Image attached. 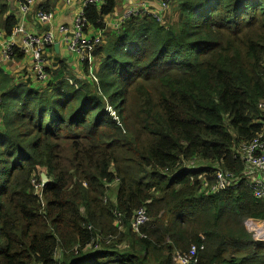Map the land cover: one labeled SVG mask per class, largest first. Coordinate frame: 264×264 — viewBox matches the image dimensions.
<instances>
[{
  "label": "trees",
  "instance_id": "obj_1",
  "mask_svg": "<svg viewBox=\"0 0 264 264\" xmlns=\"http://www.w3.org/2000/svg\"><path fill=\"white\" fill-rule=\"evenodd\" d=\"M115 5L84 7L97 81L65 60L47 82L0 77V264H174L192 245L195 264H264L246 229L264 196L200 189L214 167L243 175L235 149L264 134V0H172L163 23L110 29Z\"/></svg>",
  "mask_w": 264,
  "mask_h": 264
},
{
  "label": "built area",
  "instance_id": "obj_2",
  "mask_svg": "<svg viewBox=\"0 0 264 264\" xmlns=\"http://www.w3.org/2000/svg\"><path fill=\"white\" fill-rule=\"evenodd\" d=\"M18 1V5L22 12L33 11L35 19L42 25L47 26L53 20V13L36 9L35 0H14ZM172 0H161V9L164 12ZM101 4V0H84L82 5L77 9L73 22L70 26L60 25L58 32L61 34L60 40L66 49L78 56V59L87 64L89 75L94 81H97L94 72L95 57L93 51L98 38L92 41L84 40V32L87 27V17L84 13L86 5ZM133 12V10H130ZM143 13L151 15L157 22H163V14L151 12L147 9ZM56 43L52 30H44L39 34L28 32L23 24H17L12 28L11 34L7 39L0 42L2 55L5 59L14 58V51L18 53L28 54L31 58V69L34 73L35 80L38 82L47 81V58L46 50ZM70 83L71 80L67 78ZM259 106L264 111V98L260 100ZM109 110V109H108ZM111 115H114L111 109ZM116 119V118H115ZM235 156H239L244 164V173L238 178L234 173L223 170L220 167H214L209 177L206 173L200 176V189L205 193H216L228 188H236L239 181L245 180L251 189L253 195L257 198L264 196V134H257L250 142L241 143L234 152ZM148 221L146 210L142 207L138 208L132 219V229L139 232L140 228ZM247 231L255 240L264 241V219L250 220L246 223ZM203 246H190L186 252L177 251L173 255L174 264H195L196 254L203 250Z\"/></svg>",
  "mask_w": 264,
  "mask_h": 264
},
{
  "label": "crops",
  "instance_id": "obj_3",
  "mask_svg": "<svg viewBox=\"0 0 264 264\" xmlns=\"http://www.w3.org/2000/svg\"><path fill=\"white\" fill-rule=\"evenodd\" d=\"M83 2L84 0H35L33 8L53 13V20L47 26L40 24L35 19L33 11L22 12L18 1L0 0V7L4 8L3 17H13L15 25L23 24L25 29L30 33L39 34L44 30H52L56 43L46 50L47 70H55L57 68L55 63L65 60V64L68 66L66 69L69 68L76 78H80L82 76L83 63L78 59L77 55L70 53L66 49L60 40L61 34L58 32V28L60 25L70 26L72 24L76 11ZM101 3H103V0H101ZM168 8L164 12L162 11L161 0H116L114 10L104 17V23L107 28H116L128 16L134 14L142 15L144 9L163 14L164 20L166 14H168ZM130 10H133V12H130ZM102 35L103 32L101 30H93L87 26L84 32V40L86 42L92 41L95 38L100 40ZM7 36L6 30L0 25V42L6 40ZM55 45H57L56 48L54 47ZM3 73L9 74L14 82L28 79L31 83H35L29 55L23 54L20 58L5 59L0 45V77ZM50 79L54 80L52 73L48 71L47 81Z\"/></svg>",
  "mask_w": 264,
  "mask_h": 264
},
{
  "label": "rangeland",
  "instance_id": "obj_4",
  "mask_svg": "<svg viewBox=\"0 0 264 264\" xmlns=\"http://www.w3.org/2000/svg\"><path fill=\"white\" fill-rule=\"evenodd\" d=\"M96 65H98V61H97V64H96ZM82 78H83V77H80L79 80H81ZM91 79L94 80L93 78L89 77V80H91ZM70 80H71V82L75 83L74 80H72V79H70ZM68 81H69V80H68ZM106 107H107V110H108V109H109V110L111 109L110 106H108V105H107ZM111 110H112V109H111ZM112 111L114 112V110H112ZM111 116H112L114 119L116 118L115 120L117 121V123H119L118 118H117V116H116V113H115L114 115H111ZM119 124H120V123H119Z\"/></svg>",
  "mask_w": 264,
  "mask_h": 264
},
{
  "label": "water",
  "instance_id": "obj_5",
  "mask_svg": "<svg viewBox=\"0 0 264 264\" xmlns=\"http://www.w3.org/2000/svg\"><path fill=\"white\" fill-rule=\"evenodd\" d=\"M54 47L56 48L57 45H55ZM41 177H42L43 184H45L47 182V178H46L45 174L42 173Z\"/></svg>",
  "mask_w": 264,
  "mask_h": 264
}]
</instances>
